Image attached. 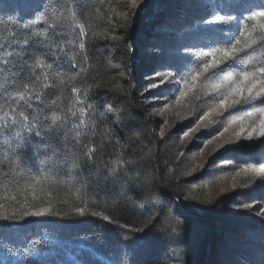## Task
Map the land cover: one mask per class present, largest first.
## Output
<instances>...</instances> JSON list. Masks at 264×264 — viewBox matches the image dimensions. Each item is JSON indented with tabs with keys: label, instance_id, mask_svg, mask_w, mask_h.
Returning a JSON list of instances; mask_svg holds the SVG:
<instances>
[{
	"label": "trees",
	"instance_id": "trees-1",
	"mask_svg": "<svg viewBox=\"0 0 264 264\" xmlns=\"http://www.w3.org/2000/svg\"><path fill=\"white\" fill-rule=\"evenodd\" d=\"M39 2L0 0V31L5 24L16 31L34 19L38 29L34 5ZM249 2L259 10L264 0ZM185 3L143 0L132 7L131 0H77V19L89 32V60L83 65L86 73L74 78L68 60L58 62L66 73L63 95H75L72 87L87 91V102L98 114L101 158L122 162L120 179L95 172L80 177L92 189L84 216L76 213L83 205L70 190L75 178L62 175L64 183L51 188L37 185L34 194H27L25 210L46 209V214L0 220V236L7 238L0 262L264 264V174L241 171L264 159V137L257 139L253 133L247 139V124L244 133L235 135L239 125L229 124L244 115L243 109L197 119L200 81L183 99L174 84L153 88L149 83L154 69L169 70L166 61L183 44L197 45L190 49L197 56L211 50L203 45L212 37L188 24L200 10L181 7ZM37 151L0 136V158L5 152L19 153V170L26 174L39 176L44 169ZM9 187L15 194V186ZM13 210L21 211L15 205ZM92 212H103L109 220ZM145 235L146 244L134 243Z\"/></svg>",
	"mask_w": 264,
	"mask_h": 264
},
{
	"label": "snow or ice",
	"instance_id": "snow-or-ice-1",
	"mask_svg": "<svg viewBox=\"0 0 264 264\" xmlns=\"http://www.w3.org/2000/svg\"><path fill=\"white\" fill-rule=\"evenodd\" d=\"M142 2L131 0V6L138 7ZM34 6L39 10L38 29L34 28V19L32 23L20 24L16 31L7 24L0 31V136L38 149L36 155L43 157L44 169L39 176L26 174L19 170V153L12 156L5 152L0 158V220L45 215L46 209L25 210L27 194H34L37 185L51 188L64 183L59 179L62 175L68 180L75 178L70 190L78 193L83 206L76 207V213L84 216L92 203L88 199L92 189L90 184L85 188L80 177L95 172L98 177L120 179L122 162H105L101 158L98 114L87 102V91L72 87L70 92L75 95H63L66 73L58 62L67 59L73 74L70 78H74L86 73L83 65L89 60V32L77 19V0H40ZM181 7L200 10L201 14L188 24L212 37L211 43L203 45L211 50L200 51L197 56L190 51L197 45L183 44L177 55L166 61L169 70L154 69L149 75L151 87L174 84L175 93L183 99L200 81L202 91L196 99L200 101L201 114L197 119H210L213 114L231 115V110L243 109L244 115L231 120L229 127L239 125L235 132L239 136L247 124V139L252 140L253 133L257 139L264 137V2L257 6L259 10L249 0H186ZM65 46L75 51L69 52ZM226 120L219 122L221 127ZM218 134L223 132L218 129ZM258 165L250 164L241 171L264 174V159ZM9 184L15 186V194ZM96 195L99 199L98 191ZM13 205L21 211L13 210ZM5 208L9 211L3 212ZM91 214L109 220L103 212ZM6 239L0 236V249L5 247ZM148 240L147 235L140 236L134 243L146 244Z\"/></svg>",
	"mask_w": 264,
	"mask_h": 264
},
{
	"label": "rangeland",
	"instance_id": "rangeland-1",
	"mask_svg": "<svg viewBox=\"0 0 264 264\" xmlns=\"http://www.w3.org/2000/svg\"><path fill=\"white\" fill-rule=\"evenodd\" d=\"M152 114H154L153 112H151Z\"/></svg>",
	"mask_w": 264,
	"mask_h": 264
}]
</instances>
